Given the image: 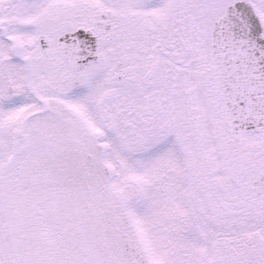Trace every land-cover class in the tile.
<instances>
[{
  "label": "snow or ice",
  "instance_id": "obj_1",
  "mask_svg": "<svg viewBox=\"0 0 264 264\" xmlns=\"http://www.w3.org/2000/svg\"><path fill=\"white\" fill-rule=\"evenodd\" d=\"M0 264H264V0H0Z\"/></svg>",
  "mask_w": 264,
  "mask_h": 264
}]
</instances>
